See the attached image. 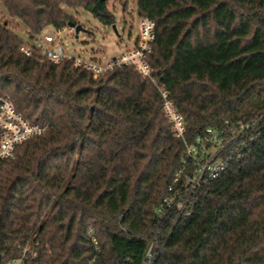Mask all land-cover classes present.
Returning <instances> with one entry per match:
<instances>
[{
	"label": "trees",
	"instance_id": "trees-1",
	"mask_svg": "<svg viewBox=\"0 0 264 264\" xmlns=\"http://www.w3.org/2000/svg\"><path fill=\"white\" fill-rule=\"evenodd\" d=\"M108 1L0 0L8 16H0V94L48 124L0 163V254L15 256L30 240L38 251L30 264H142L157 241L151 264H264V0H137L138 16L156 22L149 61L187 139L227 121L257 129L188 213L163 218L156 209L185 147L156 85L134 67L94 77L72 60L26 55L12 25L30 42L77 23L68 8L114 25Z\"/></svg>",
	"mask_w": 264,
	"mask_h": 264
},
{
	"label": "built area",
	"instance_id": "built-area-1",
	"mask_svg": "<svg viewBox=\"0 0 264 264\" xmlns=\"http://www.w3.org/2000/svg\"><path fill=\"white\" fill-rule=\"evenodd\" d=\"M70 29H75L74 27ZM56 34H46L34 41H25L20 49L26 55H33L34 50L40 51L42 59L59 63L63 60H72L78 67L88 69L94 77H98L113 71L117 67H134L143 77L150 79L158 88L162 98V109L171 122L174 135L184 143V155L182 165L175 178V184L169 187L170 193L163 199L156 209L159 218H163L169 211H174L180 216L188 213L192 201L198 190L226 172L236 158L243 156L240 149L247 142V138L253 140L257 129L254 123L239 122L219 128L210 126L198 134L192 140L187 139L186 121L171 98L167 89L157 83L150 64V55L153 52L154 42L157 37L156 22L148 17H139L137 39L135 44L119 55L107 59L85 58L72 56L65 51L64 45ZM48 130V124L31 122L22 112L18 111L9 95L0 94V163L15 156L19 145L28 139L41 136ZM176 182L177 183L176 185ZM96 249L99 251V243L92 232L89 233ZM150 244L142 264H151L155 259L154 245ZM38 251L36 243L28 240L18 245V254L7 257L0 254V264H30L36 259ZM94 257L90 264H95Z\"/></svg>",
	"mask_w": 264,
	"mask_h": 264
},
{
	"label": "rangeland",
	"instance_id": "rangeland-1",
	"mask_svg": "<svg viewBox=\"0 0 264 264\" xmlns=\"http://www.w3.org/2000/svg\"><path fill=\"white\" fill-rule=\"evenodd\" d=\"M108 6L117 17L114 25L101 23L87 10L68 8L77 23L83 25L84 30H81L77 37L75 29L70 27L62 29L57 43L61 42L64 45L66 53L85 58L107 59L121 54L135 44L139 24L137 0H109ZM0 16L4 19L8 17L1 8ZM12 25L25 41H28L25 27L16 21L12 22ZM56 33L52 27H47L41 36Z\"/></svg>",
	"mask_w": 264,
	"mask_h": 264
},
{
	"label": "water",
	"instance_id": "water-1",
	"mask_svg": "<svg viewBox=\"0 0 264 264\" xmlns=\"http://www.w3.org/2000/svg\"><path fill=\"white\" fill-rule=\"evenodd\" d=\"M69 26H71V27H74L75 28V30H76V33H77V37H78V34H79V32L81 31V30H84V27H83V25L82 24H80V23H76V22H70L69 23Z\"/></svg>",
	"mask_w": 264,
	"mask_h": 264
}]
</instances>
